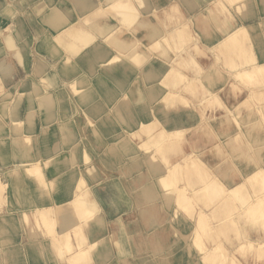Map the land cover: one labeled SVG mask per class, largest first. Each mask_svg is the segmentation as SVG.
Listing matches in <instances>:
<instances>
[{"label":"bare ground","instance_id":"1","mask_svg":"<svg viewBox=\"0 0 264 264\" xmlns=\"http://www.w3.org/2000/svg\"><path fill=\"white\" fill-rule=\"evenodd\" d=\"M70 1L78 14L75 21L70 20L67 9L64 10L56 5H49L43 1L29 0L28 6L31 7V11L37 16L36 25L40 28L36 30L37 36L34 39L26 37L23 33L24 28L21 15L17 8L14 7L17 1L5 2L0 0V10L3 17L10 19V23L6 27L9 30L8 32H10L5 38L6 42L4 45L6 49L15 52L14 56L23 66V69L26 70V73L30 72V51L36 49L38 52H42L40 66L35 72L40 75L42 80L50 81L49 84L46 83L47 81L43 83L45 85L43 87H46L45 94L40 93L39 89L35 90V88L32 95L26 93L29 89L19 90V85L21 83L24 84L26 79L14 83L9 89L0 88V111L3 116L6 114V109H8V112L10 109L8 121H3V117L0 118V138H5V141H10L11 150L15 152L17 156H24L21 161L15 160L13 167L7 168L8 171H5L6 169L4 170V172H11L12 179H9L10 183L7 179L4 181L0 176V194L2 193L5 197L7 195L6 191L8 186L10 185L18 202L24 206L19 213L11 215V218L14 219L17 217L21 223L23 222L19 227L21 229L23 228V231L31 235H36L41 232L43 234V239H46V237L51 238L50 246L54 252L57 253L56 256L59 258V260H55L53 257V260L57 262V264H68L67 260L70 259L71 261H68L70 262L69 264H85L83 262L84 260H87V264H99V262L93 263L94 258L98 260L102 259L101 261L103 262L100 264H113L114 260L112 259L111 249L107 246L106 236H97L98 230L106 231L107 222L103 212L101 219H98V221H88L87 223L91 224V235L95 234L96 237L90 240L89 236L83 232V222H86V219L90 218L93 214L96 217V215L102 211L98 202L93 200V196L91 198L92 202H88L87 198H85V194L93 193L95 185H100L104 182L102 180L93 182L90 185L92 190H90V186H87L88 176L94 177L95 174L93 172H90V174L94 176L89 174L88 165H92L91 161L99 159L100 163L109 168L112 165L113 157H120L121 160H123V155L126 154V156H129V162L123 163L125 167H128L131 173L135 170V167L138 169L135 176L131 175V181L137 182V178L139 180L142 177L147 178V180L140 184L135 190H137V201L139 202L137 203L139 206L143 203L138 210H140L142 217H145L147 220L145 222L149 226V237L151 238L157 233L156 239H158L159 232L157 231L163 230V227H166V229L167 227H169V229H180L183 232L184 238L172 239L169 248L165 244L162 246L158 241L157 246H155L158 250L165 248L166 251L167 248V252L161 254V256H164V260L161 261V264H185L194 250L196 252L201 251L196 257L197 260L195 264H227L229 260L236 264H246L248 263L246 260L248 257L252 258L253 264H262V259L264 258L263 238L259 237L258 232L252 233L255 234V236L247 235V233H245L246 231L242 229L238 217H245L246 226L255 223L253 221L254 217V219L260 217L261 224L264 228V194L260 193L257 189L256 186L258 183H256L257 180L255 178L256 172H264V161L262 160V168H251L250 172L243 177L242 181L235 184L237 187L243 184L245 185L244 196H241L240 189L224 190L227 186L216 176L212 175V172L205 163L191 152L184 154L180 159L172 161L170 164L163 167L157 166V162L160 158L158 153L163 151L162 146L166 144L169 146L170 144H174L173 141L176 142L180 140L184 136V130H176L174 131V135L169 132L171 138L161 137L160 130H156L154 127L158 119L154 117L151 118L150 115L151 108L160 105L159 100L156 99L154 90L156 88L159 90L162 86L176 87L182 81L185 82L190 79L184 76L181 71H178V73H180L179 75H174L173 71L167 69V71H164L162 75L159 76L158 83H160V85H157V80L154 82H152V80H155L158 75L154 76L153 71L146 69L142 71V78L146 83V91L149 92V109L147 110V106H142L145 101V98L139 95L142 90L137 91L134 88V99L131 100L132 97L129 98L127 95L129 91L128 84L134 79V72H141V63L149 61L148 55L141 50H131L129 54H126V50L131 46L130 42L125 41L122 37H111V33L114 32V29L110 28L112 25L103 22L101 25L108 27L96 29L93 27L96 24L93 20L88 19L90 23H87L84 12L96 8V2L93 0ZM107 1L106 6L109 7L110 2L113 0ZM234 1L239 3L241 0ZM118 3V10L125 12L124 14H121V12L119 13L123 19H126V22L129 21L131 24L135 23V26H140V19L138 18L139 13L137 12L140 8L128 6L124 2L121 4L120 1ZM111 6L115 9L118 8L116 3L111 4ZM144 7L145 11L149 9L156 11V8H152L150 3L142 0L141 8ZM165 10L166 9H162L163 12ZM81 17H83V19L79 20ZM83 25H88L89 29L84 31L78 28ZM179 26L181 27L182 24H179ZM72 27L78 28L76 30L79 32L72 33ZM45 28L50 29L48 30L50 31V35L48 33L50 44L46 39L47 30ZM248 28V25L244 23L240 24L223 39L220 45L223 46V43H228L234 47V51H241L242 55L245 53L242 59L247 67L237 69L236 74L237 76L243 75L247 77L250 82L253 81V79H257L256 74L261 72L262 66L264 68V63L257 61L253 56L252 50L245 48L244 44L236 47L234 46V41L237 39L234 37L235 34L238 31L241 32ZM63 29L66 30L64 33H66L67 37H71L75 41H78L82 45L81 47H83L84 44L86 45V43H88L90 47L89 55L84 62L87 71V75L86 77L84 76V78L76 77L74 80H71L69 77H62L68 72L65 63H61L58 59L61 50L58 42L64 38L61 33ZM2 32L3 31L0 33ZM96 32L100 33L101 38H104L106 46L103 49L97 47L98 44L95 43L96 37L94 33ZM141 32L144 36L151 34H153V36L155 35V38H157L155 44L162 48L164 52H166V50L163 49V43L166 39H179L178 46L180 50L177 51V55L174 56L175 60L173 59V61L179 63L182 67H184L185 64L187 67L196 65L194 58L188 53L190 50L189 48L192 46L191 44H195L194 41L190 43L179 34H174L170 37L167 35L166 30L162 33L157 27L154 28L151 21H145L143 23ZM245 39L248 40L247 38ZM81 47L78 45L70 46L69 51L70 53L78 55L81 51ZM181 47L187 49V52L183 51ZM54 48L58 51L56 55L52 54L55 52ZM49 49L53 50V52L50 50L52 53L49 54L53 56L51 57L53 61L46 60L48 58L47 56L46 58L44 57L45 52H48ZM1 51L2 49H0V52ZM34 55L36 56V54ZM2 66L3 65H0V68H2ZM73 70H75V67H73ZM1 73L9 76L11 70L3 69ZM197 76L199 77V75ZM173 77L176 78L174 79ZM76 79H78V82ZM82 79L83 82L86 81L88 83L82 84L79 81ZM68 80H70L69 87H71V90L81 89L82 93H70L71 90L70 92H66L67 87L63 83H66ZM76 83L79 85H76ZM120 91L121 94L119 93ZM93 94H98L99 96L93 98ZM212 95V93H209V98ZM38 96L42 98V102L39 104L40 101H38L37 107L35 102ZM40 97L38 99H40ZM77 98H80L84 102V105H78L79 108L76 107L77 109H75L76 103L74 102L78 100ZM68 100L73 102V105L71 104L66 107ZM22 103L25 105L24 109H20V104ZM130 104L133 107H130ZM36 108L38 109L36 110ZM134 109H136V111H141L140 113L142 115L135 113ZM39 112L42 113V117L40 116L41 127L38 133L34 129V121L36 113L38 114ZM22 114L23 117L21 116ZM77 114H81L82 119L76 125L73 121ZM90 118L93 119V126H87ZM115 122H119L121 126L120 129H113L114 126L112 125H114ZM140 122L142 123L141 127H139ZM70 125L71 127L74 125L73 130L70 129ZM105 125L108 126L105 129L107 133L105 136L106 143L103 149H99L100 145L104 143V136L100 135L99 127ZM146 126L149 127L146 130V134L144 136L138 135L141 134V128ZM138 136L139 138L142 136V138L139 139V141H135L134 137ZM33 139L41 143V155L39 157L36 156L37 152L32 150L34 149L33 144L31 145L32 147L29 146L30 149L25 146L22 150L24 154H21L19 150L21 146L20 140L31 142ZM142 142H145V144ZM260 142L261 141H257V143ZM263 144L264 141L262 144H258L257 147L254 148V152L255 150H257V152L260 151L264 146ZM75 145H77L76 149H74ZM107 148L110 153H108ZM111 148H113L112 151H110ZM248 150L250 149L248 148ZM77 151L81 158L83 157L85 159L87 166H84L81 158L79 161L77 160L75 156ZM152 153L155 154V157H153ZM40 157H42V164L39 165ZM54 157L56 158L54 159ZM153 158H156L158 161L152 160ZM59 164L62 166L60 167ZM49 166L54 168L57 172L68 174L69 183L65 185V193L71 196L69 198V203L66 204V206H70V208L63 207L58 203L54 205H52V202L48 203L47 200H51L53 197L51 194L54 193L59 184L64 181L59 177L53 180L47 179L44 171ZM143 166H147L145 171H143ZM232 166L234 165L230 162L227 168L230 169ZM94 167L96 168V172H99V168L96 164H94ZM84 168L87 169V172H83ZM77 170H79V172H76ZM0 171L3 170L1 169ZM192 172L202 173L200 182L205 180L206 176H209L208 181H204L203 184H200L197 180L191 181L190 177L194 175ZM16 174H18V177L21 176L22 181L18 179L17 183L14 182L15 177H17ZM127 180L128 178H125V182H127ZM158 181H161L162 184ZM183 181H185L186 189L183 186ZM133 182L132 184H134ZM34 185L35 190L32 188ZM130 186L132 185L130 184ZM177 188L179 189L173 193L172 191ZM80 195H83V197ZM227 200H229V202L233 200L236 203L239 200L245 205L243 210L239 205L234 204L233 213L235 215V220H230L229 211L224 206ZM164 202L165 204L171 203L168 205L169 211L167 213L169 216L164 222L157 225V212L153 213V211L156 210L155 206H159L160 203L162 205ZM132 210L133 209L123 211L122 214H118L112 221L119 222L121 217ZM0 217L6 218V220L9 219L4 213H0ZM225 220H229V226L227 227L226 224L228 223H226ZM165 223H167L166 226ZM95 226L98 229H96V231ZM120 228L122 229V226H120ZM2 233H4V231ZM173 233L176 234L175 232H172V234ZM111 234L112 237H116L115 231H112ZM61 235L64 236L63 241L61 239L63 236L61 237ZM175 236L177 237V234ZM225 236H230L232 247L224 250L221 239ZM165 237H167V234H165ZM40 241L43 243L42 238L38 239V242ZM115 245H117L118 248L121 247L119 239ZM233 250L236 251L238 256L236 253H233ZM261 250L262 255L260 254ZM129 251L131 252H129V254L119 251L120 253L117 256L119 264H132L133 261L136 264L143 263L141 260H143L144 256H138L134 246H131ZM255 251L259 253H254ZM166 256L168 257L166 258ZM128 257H133L134 260H128Z\"/></svg>","mask_w":264,"mask_h":264},{"label":"crops","instance_id":"2","mask_svg":"<svg viewBox=\"0 0 264 264\" xmlns=\"http://www.w3.org/2000/svg\"><path fill=\"white\" fill-rule=\"evenodd\" d=\"M3 1H17L18 4L15 2L14 7L17 8L20 15L24 16V35L30 37L36 34V21H34L29 13L31 12L28 6L29 0ZM34 1H43L49 5H56L62 9H67L71 21H75L78 17L77 11L70 0ZM93 1L99 2L102 7H105L108 2L107 0ZM149 3L152 8H156V11L154 10L155 14L143 13L141 17L146 20H151L154 28L157 27L158 30H161L163 33L165 30H171L170 28H174L186 22L191 33L196 38L195 44H191L192 46L190 47L196 65L187 67L185 64L184 67L181 66L180 68L181 73L190 79L189 82L186 83L193 84L189 86V89L185 88L186 83H180L176 87L162 86L159 90L156 88L154 92L160 105L151 108V118L154 117L158 119L160 124L159 127L169 131L184 130V136L179 141V152L173 158L178 157V159H180L182 155L186 153H194L201 161H205L212 175L216 176L227 187L234 186L242 181L243 177L250 172L251 168H262V148L260 151L257 152V150H255L254 152V148H256L258 144H262V138L249 141L250 147L247 148L250 150L246 148V154L258 155L256 153H260V155H254L253 158L249 156L248 158V155L246 156L244 151V153H242L243 157H239L240 160L233 162L236 158L230 157L234 154V150H231V147L238 145V142H245L243 140H235L234 136L240 128L241 130H245L250 126H248L247 122H240V125H236L232 113H234L237 104L239 102L242 103V99H236V97L247 94L248 90L244 87L241 90H235L237 82L234 77V71L230 70L229 67L236 63L234 57L236 51H234L232 45L223 43V46H221L220 43L228 34L234 31L237 26L244 23L249 27L247 29L249 37L248 40L244 42L245 48L252 50L256 60L264 63V0H241L239 3L230 2V0H149ZM162 9H169L167 12L170 18L166 20L165 24L167 26H163L160 21V18L164 17ZM90 13L91 12H84V15ZM96 19L99 20V22L117 21L115 16L113 17V15L106 13L98 15ZM9 23L10 19L3 17L0 10V32H4ZM121 29L122 38L133 43L136 42L135 45L139 47L137 45V40L132 37L133 35H130L132 33H129L126 27H122ZM134 29H137V27H134ZM143 36L141 38L143 42L140 43V49H144L148 53L149 60L144 69H150L155 75H158L152 82L157 80L156 84L160 85V83H158L159 76L162 75L164 71H167L169 68L168 63H172L175 55V45H166L164 42L163 49L166 50L164 55L160 47L155 48L156 46H154L151 48L157 39L155 35ZM0 49H2L0 52V63H4L11 67V74L9 76L0 72V84H2L3 88L9 89L14 83L25 79L26 71L14 55L6 49L3 37H0ZM173 65L176 67L177 63L173 61ZM197 75H199V77ZM137 77L138 76H136V78ZM136 80L140 86L143 85L144 80L139 78ZM263 90L262 88L259 92H263ZM119 93L121 94V91ZM209 93L213 94L210 98L208 96ZM128 94L132 97L131 100H133L134 95L132 90L128 91ZM172 94L174 98L170 96ZM131 104L130 107H133V104ZM67 106L66 104V107ZM147 107L148 110L149 106L147 105ZM245 111L246 110L243 109L244 114ZM34 122V129L39 133L41 125L40 116L37 113ZM112 126H114L113 129L115 130L121 128L119 122H115ZM107 127V125L99 127L100 135L104 136V143L100 145L99 149H103L106 143L105 136L107 133L105 129ZM70 129L73 130L74 125H72ZM2 139L0 138V168L2 167L4 170L6 169L5 171H8L14 157L12 155L10 141H5V138ZM134 140L139 141V138L134 137ZM257 141L261 142L257 143ZM20 143L24 144L23 140H20ZM32 144L35 152H37L36 156L39 157L41 155L39 142L33 139L31 141V145ZM19 150L21 151L22 147H19ZM224 154H226V156H224ZM238 154L239 153H235V155ZM78 157L81 158L79 155ZM113 158L112 168H108L100 162H95L99 168L100 176H102L100 180L104 182L94 186L93 194L99 206L102 208L104 218L107 222L106 231L98 230L95 227V231L96 229L98 230L97 236H106V243L111 249L112 259L114 260L113 264H119L117 256L120 252L129 254L131 246L136 248L138 256H144L143 260H141L143 263L141 264H161L159 258L161 256L160 252H157L155 249L158 241L162 246L165 244L169 248L171 240L175 238L181 239L183 237V232L180 229H169V227L166 229V227H163V230L157 231L159 232L158 239H156L157 233L155 236L149 237V226L145 222L147 220L145 217H142L140 210H138L143 203L139 206V202L137 201V190H135L145 179H143V177L140 178V180L137 178V182L135 184L130 183L132 185L130 186V184L125 182L124 175L130 179L131 175L135 176L136 171H133L131 175L123 173L121 159L119 160L118 157ZM239 161L243 162L239 163ZM230 162L234 166L229 169L227 165H229ZM59 166L61 167L62 165L59 164ZM145 169L146 166H143V171H145ZM0 176L4 181L7 177V180L12 179L11 172L0 171ZM45 176L50 180L57 177L64 180L63 183L59 184L55 192L51 194L53 197L51 200H47L48 203L52 202V205L58 203L63 207L70 208V206H66V204L69 203V198L71 196L65 193V185L69 183L68 174L57 172L54 168L49 166L46 169ZM35 185L32 186L34 190ZM6 193L9 194V200L6 205L3 204L1 206L0 210L10 219L11 215L19 213L24 206L15 198V194L12 192L10 185ZM169 204H165L164 202L162 205L160 203V205L158 204L159 206H155L156 210L154 209L155 211H153V213L157 212V225L168 218L169 214L167 212L169 211ZM129 209L133 210L121 217L119 222L112 221L118 214H122L123 211H128ZM16 219L17 218H14L9 224H23V222L21 223ZM238 221L243 229L246 225L245 217H238ZM6 223V218L0 217V228L2 225L5 226ZM166 225L167 223H165V226ZM120 226H122V229ZM12 228L13 227L10 226L8 232L5 234L3 233L4 235L0 234V264H55L53 257L55 260H59L56 256L57 253H55L50 246L51 238L46 237V239H43V234L41 232L36 235H31L21 228ZM262 229L264 230L263 226ZM112 231L116 232L115 238L112 237ZM83 232L89 236L90 240L96 237L95 234L91 235L90 223L84 224ZM172 232H175L177 237L175 236L176 234H172ZM253 232L256 233V231ZM261 232L262 230L258 231L260 238H262ZM165 234H167V237H165ZM39 238H42L43 243H41V241L38 242ZM118 239L121 244L120 248L115 245ZM198 255L199 254L194 250L185 264H195ZM167 257L168 256H166V258ZM132 258L133 257L128 260H132ZM93 260V263L99 262L100 264L103 262L101 261L102 259ZM246 260L248 261L246 264L254 263L249 257L246 258Z\"/></svg>","mask_w":264,"mask_h":264},{"label":"rangeland","instance_id":"3","mask_svg":"<svg viewBox=\"0 0 264 264\" xmlns=\"http://www.w3.org/2000/svg\"><path fill=\"white\" fill-rule=\"evenodd\" d=\"M121 2V4H122V2H124V3H126L128 6H132V7H134V8H140L137 12L139 13V16H138V18L140 19V22L139 23H141V25L140 26H135V23H129V21L128 22H126V19H123V17L119 14L120 12H121V14H124L125 12H122V10H118L119 9V3L118 2ZM140 1H141V3H140ZM144 2H148L149 3V0H143ZM230 2H235L234 0H230ZM114 3H116V5H117V7L118 8H114V7H112L111 6V4H114ZM142 7V0H113L112 2H110V5H109V7H107V6H105V7H102V6H100V4H99V2H96V8H92V9H90V10H88L87 11V13H89V12H91L90 14H87V15H85V17H86V21H87V23H90L89 21H88V19H91V20H93L96 24L93 26V27H95L96 29H99V28H107L108 26H103V25H101V23H103V22H99V20H97L96 19V17L98 18V15H101V14H111V15H113V17L115 16L116 17V22L115 21H113V22H109V21H106V23L108 24V25H112L110 28L111 29H114V32H112L111 33V37H113V38H118V37H122L121 36V31H122V27H126L127 29H128V32L129 33H132V34H130L134 39H136L137 40V45L139 46V47H137L136 45H135V43L136 42H134V44H133V42H130L129 40H126L125 38H123L125 41H127V42H130V47H128V49L126 50V54H129L130 52H131V50H141V51H144L145 53H146V55H148V53L144 50V49H140V47H141V45H140V43H142L143 41H142V36H143V33L141 32V28H142V25H143V23L145 22V21H151V20H146V19H144V18H142L141 16H142V14L143 13H153V14H155L154 12V10H152V9H149V10H146L145 11V7L144 8H141ZM174 8V7H173ZM29 9H30V11H31V7L29 6ZM65 10V9H64ZM167 10H169V9H166L165 11H164V17H161L160 18V21H161V24L163 25V26H167V25H165L166 24V20H168L169 18H170V15H169V13H166L167 12ZM105 12V13H104ZM30 14H31V16L33 17V19H34V21H36L37 20V16L34 14V12L33 11H31V12H29ZM68 14V13H67ZM23 17L24 16H22L21 15V18H22V21H23ZM90 17V18H89ZM157 17V16H156ZM158 18V17H157ZM83 19V17H81V18H79V20H82ZM37 22V21H36ZM152 22V21H151ZM117 23V24H116ZM185 23V24H184ZM184 23H181L182 24V26L180 27V26H176V27H174V28H170L171 30H166V33H167V35H169L170 37L172 36V35H174V34H176V35H182L183 36V38H186L190 43H192L193 41L195 42L196 41V38H195V36L191 33V31H190V29H189V26H188V24L186 23V22H184ZM37 24V23H36ZM134 27H137V29H134ZM78 28H80V29H83L84 31H87L88 29H89V26L88 25H83V26H80V27H78ZM78 28H73L72 27V29H73V31H72V33H74V32H79L78 30H76V29H78ZM36 29H40V28H38L37 27V25H36ZM46 30H47V40H48V43L50 42V39L48 38V33H49V35H50V31H48V30H50L49 28H45ZM138 29H139V31H138ZM9 30H8V28H6L5 29V31L4 32H2V33H0V37L2 38L3 37V41H4V44H5V38L10 34V32H8ZM66 30L65 29H63L62 31H61V33L63 34V39H61L60 40V42H58V45L60 46V48H61V50H60V52H59V61L62 63H65V65L67 66V68H68V72L64 75V76H62V77H69V78H71V80H74L76 77H79V78H84V76L86 77V75H87V71H86V66H85V64H84V62H85V60L87 59V57H88V55H89V49H90V47L88 46V43H86V45L84 44L83 45V47H81L82 45L78 42V41H75L73 38H71V37H67V35H66V33H64ZM36 34L35 35H33V36H30L29 38H36V36H37V32H35ZM52 34V33H51ZM244 34H247V35H244ZM70 36V35H69ZM94 36L96 37V44H98V46L97 47H99L100 49H103L105 46H106V43H105V41H104V38L102 37L101 38V35H100V33H98V32H96V33H94ZM50 37V36H49ZM234 37H236L237 39L234 41V46L236 47V46H239V45H241V44H244V42L246 41V39L245 38H247L248 39V33H247V29L246 30H242L241 32H237L236 34H235V36ZM102 39V40H101ZM189 42H187L188 44H190ZM57 43V42H56ZM165 43H166V45H169V44H174L175 45V55L174 56H176L177 55V51L178 50H180V48H179V46H178V44H179V39H177V40H174L173 38H168V39H166L165 40ZM183 43H184V41H183ZM50 44V43H49ZM129 44V43H128ZM74 45H78L79 47H81L80 49H81V51H80V53L78 54V55H76V54H74V53H70V49H69V47L71 46H74ZM95 45V44H94ZM185 45H187V44H185ZM154 46H156L155 48H158V46L156 45V44H154L153 46H151V48H153ZM67 47H68V49H67ZM53 48V47H52ZM182 49L184 48V47H181ZM55 49V48H54ZM190 49V48H189ZM50 50H52V49H49V51L47 52H45V58H46V56L48 57L46 60H48V61H53V58H51V57H53V56H51V55H49V54H51L52 52H53V50H52V52H50ZM97 50H99V49H97ZM55 52H53L52 54L53 55H56V53L58 52L56 49L54 50ZM161 51L163 52V54L165 55V52L162 50V48H161ZM183 51H185V52H187V49H183ZM13 55H14V53L15 52H12V51H10ZM191 49L188 51V53H189V55H192L191 54ZM41 53L42 52H38L36 49H32L31 51H30V56H29V61L31 62V64H30V72L29 73H26V77H25V79H26V81L24 82V84H20L19 85V90L20 89H29V91H27L26 93H30L31 95H32V93H34V88H35V90H37V89H39V92L40 93H42V94H45L46 93V87H43V86H45L43 83L44 82H46V81H44V80H42V78H40V75H38V73H36L35 71L37 70V68H39V66H40V60L42 59L41 57ZM34 54H36V56L34 55ZM82 54V55H81ZM243 55H245V53L243 54ZM242 52L240 51V52H236L235 54H234V57H235V64H233V65H231L230 67H229V69L230 70H234V77H235V79H236V85H235V90H241V89H243V87L244 88H246L247 90H248V92H247V94H243V95H241V96H239V97H236V99L238 98V99H242V103H240V105L238 104L237 105V107H236V109H235V111H234V113H232L233 114V116H235L234 117V121L236 122V125H240V122H247L248 123V126H250L251 127V129H250V127H247L245 130H241V128L238 130V132H237V134L234 136L235 137V140H243V141H245L244 143H240V142H238V145H236V146H233L232 148L233 149H231V150H234L233 151V153L234 154H232L230 157H235L236 159L235 160H233V162H236V161H238V160H240L239 159V157H243L242 156V153H244V151H245V154H246V148L247 147H250V144L248 143L249 141H255V140H258V138L260 139V138H262V142L264 141V90H263V92H259V90L260 89H264V68H263V66H262V69H263V71H262V69L260 70L261 72H259V73H257L256 75H257V79L256 80H254L253 79V81H248V78L247 77H245V76H243V75H239V76H241V77H239V76H237V74H236V70L237 69H242L243 67H247V66H245L246 64H244L243 63V59H242ZM15 57V56H14ZM32 57V58H31ZM16 58V57H15ZM17 59V58H16ZM18 60V59H17ZM148 62L146 61V62H144V63H141V66H140V68L142 69L141 70V72L139 73V72H134V79L132 80V82H130V84H128V89H129V91H131L132 90V92H133V95H134V88L137 90V91H141L142 90V92L139 94V95H141L143 98H145V101L143 102V104H142V106L144 107V106H147L148 105V103H149V92L148 91H146V83L144 82L143 83V85L142 86H140L139 85V83H138V81L136 80L137 78H139V79H142L143 80V76H142V71H144V70H146V69H144V67L146 66V64H147ZM175 63H177V62H175ZM54 64V63H53ZM140 64V63H139ZM0 65H3L2 66V68H0V71L2 72V70L3 69H10L11 70V67L9 66V65H6V64H4V63H0ZM21 65V64H20ZM168 65H169V70L170 71H173L174 72V75H179L180 73H178V71H180V68H181V65L179 64V63H177V65H176V67L173 65V61H172V63L170 62V63H168ZM22 66V65H21ZM23 67V66H22ZM73 67H75V70H73ZM41 68V67H40ZM172 70H171V69ZM26 71V70H25ZM73 73H74V75H73ZM173 75V76H174ZM136 76H138L137 78H136ZM154 76H156L155 75V73H154ZM61 77V76H60ZM172 77V76H171ZM255 77V76H254ZM174 78V77H173ZM176 78V77H175ZM174 78V79H175ZM76 81L78 82V79H76ZM82 84H87L88 82H86V81H84L83 82V79L82 80H79ZM187 81H189V80H186L185 82L184 81H182L181 83H186ZM19 82V81H18ZM49 80L46 82L47 84H49ZM69 82H70V80H68L66 83L64 82L63 84L67 87V89H66V92H70V90H71V87H69ZM168 83V82H167ZM193 83H191V84H189V83H186L185 84V88L186 89H189V86L190 85H192ZM76 85H79L78 83H76ZM130 85V86H129ZM34 86V87H33ZM111 86H113V85H111ZM2 87V84H0V88ZM2 89V88H1ZM32 90V91H31ZM125 91V90H124ZM50 93H53V92H50ZM70 93H82V91H81V89H79V90H71V92ZM126 93H127V91H126ZM15 95H16V92H15ZM128 96H129V94H127ZM99 95L98 94H93L92 95V97L93 98H97ZM169 96V95H168ZM172 98H174V95L172 94V95H170ZM40 96H38V98H39ZM36 99V106L38 105V101H40L39 102V104H41V102H42V98L40 97V99ZM129 98H130V96H129ZM78 100L76 101V102H74V103H76V106H75V109H77V108H79V106L78 105H84V102L80 99V98H77ZM73 105V102H70V100H68V103H67V105L69 106V105ZM21 106H20V109H24V103H22V104H20ZM38 107V106H37ZM77 107V108H76ZM38 108H36V110H37ZM137 110H139L138 108H136ZM136 109H134L135 110V113H139V114H141L140 112L141 111H136ZM243 109H245L246 111H245V114L243 113ZM250 109V110H249ZM74 112V111H73ZM83 112V111H82ZM9 113H10V109H9V112H8V109H6V114H5V116H3V114L1 113V111H0V118H2L3 119V121H8L9 120ZM247 113V114H246ZM2 114V115H1ZM42 113H38V115L39 116H41L42 117V115H41ZM8 115V116H7ZM142 115V114H141ZM22 117H23V114L21 115ZM8 117V118H7ZM76 118L74 119V121H73V123L75 124L76 123V125H77V123L82 119V117H81V114H77L76 116H75ZM92 121H93V119H89L88 120V124H87V126H90V125H92ZM247 123H245V124H247ZM140 125H139V127H141V125H142V123L140 122L139 123ZM93 126V125H92ZM160 126V124H159V122H157L156 124H155V129L156 130H160V135H161V137H169V138H171V134L173 133V135H174V132L173 131H169V130H167V129H164V128H161V127H159ZM35 127V126H34ZM88 128V127H87ZM149 127H142L141 129H142V131H140L141 132V134H138V135H145L146 134V130L148 129ZM155 130V131H156ZM246 130H247V132H246ZM171 134H170V133ZM246 133H247V135H246ZM253 135H254V137H253ZM253 137V138H252ZM256 137V138H255ZM138 138H139V136H138ZM140 139V138H139ZM177 141H180V140H177ZM175 142V141H173L174 142V144H170L169 146H168V144H166V145H164V146H162V148H163V151H160L158 154H159V161L156 159V158H153L152 160H156V161H158L157 162V166H160V167H163V166H165V165H167V164H170L172 161H175V160H177L178 159V157H175V158H173L178 152H179V149H180V142ZM24 142V141H23ZM143 144H145V142H142ZM240 143V144H239ZM39 145H40V148H42V145H41V143H39ZM264 145V144H263ZM25 146H27L28 148H29V146H31V142L30 141H27V142H24V144H22L21 143V146L20 147H22V150L25 148ZM76 146L77 145H75L74 146V149H76ZM32 147V146H31ZM252 147V146H251ZM30 149V148H29ZM248 149V148H247ZM21 150V154H24V152ZM34 152H35V150L34 149H32ZM107 150H108V148H107ZM113 150V148H111L110 149V151H112ZM12 151V150H11ZM141 151V150H140ZM242 152V153H241ZM108 153H110L109 152V150H108ZM235 153H239L238 155H235ZM241 153V154H240ZM153 154V157H155V154L154 153H152ZM194 154V153H193ZM12 155H13V162H12V164H11V167H13V165H14V161L15 160H19V161H21L22 159H23V155H20V156H17V154L15 153V152H13L12 151ZM78 155L80 156V154L78 153V151H77V153H75V156H76V158H77V160L79 161V158L80 157H78ZM248 154H246V156H247ZM258 155H260V153H258ZM142 156V155H141ZM183 156V155H182ZM224 156H226V154H224ZM249 156H250V158L252 157H254V155L253 154H250V155H248L247 157L249 158ZM123 160H121L122 161V163H121V167H122V169H123V173H125V174H130L131 175V172H129L130 171V169L128 168V167H125V165L123 164L124 162H129V156H126V154H124L123 155ZM126 157V158H125ZM36 158V157H35ZM56 157H54V159H55ZM119 158V160L121 159L120 157H118ZM199 159V158H198ZM233 159V158H232ZM42 157H40L39 158V161H40V163H38L39 165L40 164H42ZM262 160L264 161V146L262 147ZM38 161V160H37ZM81 161H83L82 163H84V166H87V162H85V159L82 157L81 158ZM91 161V160H90ZM100 162V160L99 159H96L95 161H91L92 162V165H88V172H89V174H90V172H93L94 174H95V176L94 175H91V176H94V177H89L88 176V182H87V186H90L93 182H95V181H100V177H102V176H100V171L99 172H96V168L94 167V164H95V162ZM203 163H205V161H202ZM243 161H239V163H242ZM246 162V161H245ZM112 164H113V162H112ZM205 165H206V163H205ZM147 167V166H146ZM42 168H43V165H42ZM41 168V169H42ZM109 168H112V165L109 167ZM263 168H264V165H263ZM3 170V171H1V172H4V169L1 167L0 168V170ZM44 169V168H43ZM137 167H135V170L134 171H136L137 172ZM264 170V169H263ZM44 172H46V169H45V171ZM76 172H79V170H77ZM83 172H87V169L86 168H84V171ZM20 173V172H19ZM192 173H194V175H192L191 177H190V179H191V181H194V180H197V181H199V183L200 184H203L204 183V181L206 182V181H208V177L206 176L205 177V180H203L202 182H200V178H201V176H202V173L201 172H192ZM17 175V177H15V179H14V182L15 183H17L18 182V179H20V181H22L21 179V176H19L18 177V174H16ZM197 175V176H196ZM2 178V177H1ZM124 178H127L125 175H124ZM255 178H256V183H258L257 184V189L260 191V193H262V194H264V172L262 171V172H256V176H255ZM262 178V179H261ZM7 179H8V177H7ZM143 179H145V180H147V178L146 177H144ZM6 180V179H5ZM157 181V180H156ZM261 181H262V183H261ZM8 182L10 183V180H8ZM133 181H131V178L130 179H128L127 180V184H130V183H132ZM160 184H162V182L161 181H158ZM134 184L136 183V182H133ZM183 186H184V188L186 189V184H185V181H183ZM90 188H91V186H90ZM89 189V188H88ZM179 188H177V189H175L174 191H172L173 193L174 192H176L177 190H178ZM234 190V189H240V191H241V196H244V194H245V185L243 184V185H241L240 187H237V186H231V187H226V188H224V190ZM90 190H92V188L90 189ZM180 193V192H179ZM259 193V192H258ZM9 194L7 193V195L4 197V195H2V193L0 194V208H1V206L3 205V204H5L6 205V203L8 202V200H9V196H8ZM81 197H83V195H80ZM92 196H93V200L95 201V202H98L97 201V199H96V197H95V195L93 194V193H87V195L85 194V198H87V201L89 202H92L91 201V198H92ZM224 196H225V194H224ZM16 198V197H15ZM196 203H198V202H196ZM234 204H237V205H239V207H241V208H243V210H244V207H245V205L244 204H242L239 200L237 201V203L236 202H234L233 200L231 201V202H229V200H227V201H225V204H224V206H225V208L229 211V218H230V220H235V215H234V213H233V209H234ZM263 205H264V203H263ZM1 212L0 213H2V210H0ZM236 212V211H235ZM89 216V215H88ZM101 217H102V211H100V213H98L97 215H96V217L94 216V214L90 217V218H88V219H86V222L84 221L83 222V226H84V223H85V225L88 223V221H93V220H95V221H98V219H101ZM17 218V217H16ZM78 218H79V216H78ZM255 218V217H254ZM253 218V221L255 222L254 224H251V225H249V226H244L243 227V229L246 231L245 233H247V234H249L250 236H255V234H252V233H255V232H253V231H256V232H258V231H261L262 230V238H263V234H264V230L262 229V224H261V218L260 217H256V219H254ZM18 220H19V218H17ZM16 219V220H17ZM81 219V218H80ZM11 221H13V218H11L10 219ZM10 220L8 219V220H6V222L9 224V222H10ZM82 220V219H81ZM85 220V219H84ZM260 220V221H259ZM226 221V223H228V221L229 220H225ZM19 222H20V220H19ZM7 223L5 224V226H1V228H0V234H3L2 232L4 231V234L6 233V232H8V230H9V228H10V226L11 227H13L12 229H18L19 227H20V225H17V224H14V223H12V224H9V225H7ZM227 226H229V223L228 224H226V227ZM4 227V228H3ZM96 227V226H95ZM6 228V229H5ZM233 228V227H232ZM23 229V228H22ZM234 229V228H233ZM232 229V230H233ZM7 230V231H6ZM6 231V232H5ZM252 231V232H251ZM3 234V235H4ZM232 234V233H231ZM63 235H61V237H62ZM232 237H233V234H232ZM62 239V241H63V239H64V236L61 238ZM221 242L223 243V249L225 250V249H230V247H232V243H231V240H230V236L229 237H227V236H225V237H223L222 239H221ZM153 248H154V246H153ZM98 249V248H97ZM155 249L157 250V252H160V255L163 253V252H167V248H166V251H165V249L163 248L162 250H158V248L157 247H155ZM232 249V248H231ZM234 251V250H233ZM94 252H97V251H94ZM93 252V253H94ZM199 252H201V251H199ZM199 252H197V253H199ZM257 251H255L254 253H256ZM234 254L236 253V251H234L233 252ZM257 253H259V252H257ZM260 254L262 255V250L260 251ZM236 255L238 256V254L236 253ZM69 258V257H68ZM160 258V262L161 261H163L164 260V256H160L159 257ZM249 258H251V257H249ZM94 259H97V258H94ZM133 259V258H132ZM252 259V258H251ZM84 260V259H83ZM83 260H81V261H83ZM134 260V259H133ZM54 261V260H53ZM68 261H71V259L70 260H67V263L69 264L70 262H68ZM85 264H87L86 262H87V260H84L83 261ZM95 263H97V262H95ZM227 263V262H226ZM229 264H236V263H233V262H230V260H229V262H228ZM227 263V264H228ZM252 263V262H251ZM55 264H57V262H55ZM82 264V263H81ZM129 264H131V263H129ZM132 264H134V261L132 262ZM136 264V263H135ZM238 264V263H237ZM262 264H264V258L262 259Z\"/></svg>","mask_w":264,"mask_h":264}]
</instances>
